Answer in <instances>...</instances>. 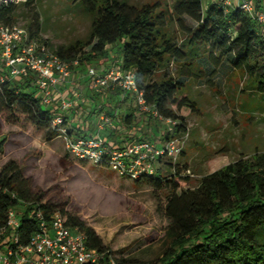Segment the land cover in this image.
<instances>
[{
    "label": "trees",
    "instance_id": "obj_1",
    "mask_svg": "<svg viewBox=\"0 0 264 264\" xmlns=\"http://www.w3.org/2000/svg\"><path fill=\"white\" fill-rule=\"evenodd\" d=\"M36 1L26 0L25 4ZM80 1L92 16L88 38L59 46L53 52L67 61L78 59L80 66L95 61L106 63L110 59V47L116 46L123 69L133 74L147 103L175 122L169 136L163 138L187 133L186 116L197 111L196 102L186 94L185 80H176L168 73L155 77L171 59L197 56L204 48L217 62L227 57L235 70L247 73L264 92V24L258 21L264 0H255L253 16L241 9L239 0L235 6L222 1L211 3L206 9L204 0H172V9L160 8L159 2L138 6L127 0ZM17 8L16 2L1 3L0 24L14 25ZM168 14L186 29L183 44L167 33ZM186 18L194 21L195 26H187ZM0 110H21L34 125L47 130L48 140L59 135L51 127L53 117L60 114L59 98L52 107H46L30 74L16 79L6 75L0 84ZM73 114L77 125L86 116L76 108ZM129 121L127 114L125 122ZM86 127L87 120L77 126L76 133L91 134L86 132ZM116 127L115 124L107 127L104 136L109 138ZM119 137L115 140L128 139ZM179 158L172 161L162 157L154 174L135 180L138 183L145 179L150 186L167 192L165 248L154 264H264V241L257 238L258 231L264 232V152L251 159L225 163L204 175L196 187H190L191 170L182 168ZM6 192H15L18 198L28 202L20 225L22 243H28L37 230V222L29 216L32 210L40 208L46 216L60 211L67 216L70 226L85 233L89 247L105 253L104 264H111L113 256L95 230L68 214L64 206L46 199L43 191L33 190L30 180L22 176L14 162L0 170L1 219L9 207L19 204ZM114 260L116 264H139L136 260Z\"/></svg>",
    "mask_w": 264,
    "mask_h": 264
},
{
    "label": "rangeland",
    "instance_id": "obj_2",
    "mask_svg": "<svg viewBox=\"0 0 264 264\" xmlns=\"http://www.w3.org/2000/svg\"><path fill=\"white\" fill-rule=\"evenodd\" d=\"M25 1L17 2L13 24L27 31L36 46L47 43L46 50L53 52L59 46L88 38L92 16L80 0ZM127 1L138 6L159 2L162 9L173 7L172 0ZM222 1L204 0V9ZM230 1L234 6L238 2ZM250 1L255 4V0ZM185 24L195 26L189 18ZM166 31L183 44L186 29L173 15L168 14ZM115 51L116 46H111L106 63L76 66L59 95L75 102L76 111L86 115L81 121L87 120L89 129L95 128L103 114L118 113L117 127L112 129L115 135L109 133L113 141L119 136H127L128 140L137 136L152 140L165 137L171 127L141 112L133 95L120 101L122 92L118 88L94 94L88 70L99 71L119 63ZM215 60L203 48L197 56L169 60L155 75L161 78L168 73L176 80H185L186 94L197 105V111L186 116L187 133L174 136L182 146L181 167L191 170L190 187H196L204 175L225 163L264 152V92L247 73L235 70L227 57ZM127 114L129 122H125ZM9 162L17 164L33 190L43 191L46 199L64 206L68 214L92 227L113 258L136 260L139 264L158 262L168 225L164 214L167 192L150 186L145 179L137 183L108 168L75 159L68 154L63 138L48 140L47 130L34 125L21 110H0V170ZM262 231L257 232L260 241H264Z\"/></svg>",
    "mask_w": 264,
    "mask_h": 264
},
{
    "label": "built area",
    "instance_id": "obj_3",
    "mask_svg": "<svg viewBox=\"0 0 264 264\" xmlns=\"http://www.w3.org/2000/svg\"><path fill=\"white\" fill-rule=\"evenodd\" d=\"M19 0H0L1 3ZM240 7L253 16L254 6L250 0H239ZM224 4L231 5L230 0ZM258 21L264 24V10L259 12ZM44 46L33 44L27 31L16 25L0 24V84L6 75L11 78L32 76V84L39 91L42 103L52 107L59 98L60 114L53 117L51 127L56 128L59 137L65 141L69 155L77 160L88 161L96 167L108 168L120 176L138 180L157 171L160 158L177 161L182 151L175 137L152 139L111 140L104 136L107 127L114 125L118 113L103 114L91 134L76 133L78 125L84 124L83 117L75 121L73 110L75 102L64 97L61 86H65L78 66V59L67 61ZM88 77L95 93L109 88L121 90L120 99L133 95L141 112L149 113L164 121L170 127L175 122L163 117L147 103L144 92L139 89L133 74L127 73L121 61L112 63L102 70L90 68ZM120 100V101H121ZM125 137H123L124 139ZM12 199L19 201L17 206L9 207L0 218V264H104L105 253L89 247L85 233L78 227L68 224V218L60 211L46 216L40 208L32 210L30 218L37 222V230L30 236L28 243L21 242L20 225L28 202L18 198L15 192H6ZM111 264H116L110 258Z\"/></svg>",
    "mask_w": 264,
    "mask_h": 264
},
{
    "label": "crops",
    "instance_id": "obj_4",
    "mask_svg": "<svg viewBox=\"0 0 264 264\" xmlns=\"http://www.w3.org/2000/svg\"><path fill=\"white\" fill-rule=\"evenodd\" d=\"M94 94H97V93L94 92ZM94 96L96 97V95H94ZM119 97H120V96H119ZM120 98H121V97H120ZM127 105H129V104H127Z\"/></svg>",
    "mask_w": 264,
    "mask_h": 264
}]
</instances>
